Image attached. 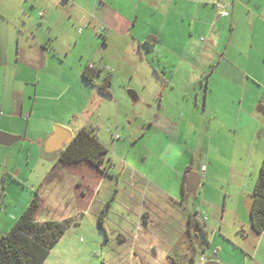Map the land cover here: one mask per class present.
<instances>
[{
	"label": "crops",
	"instance_id": "obj_1",
	"mask_svg": "<svg viewBox=\"0 0 264 264\" xmlns=\"http://www.w3.org/2000/svg\"><path fill=\"white\" fill-rule=\"evenodd\" d=\"M214 1L0 0V130L18 136L0 140L3 189H33L31 177L39 167L49 189L68 187L75 202L60 218H39L48 204L38 184L37 220L74 221L90 210L115 166L106 143L112 141L116 151L127 141L126 133L115 140L106 121L117 99L81 72L93 64L100 69L94 77L99 83L108 62L104 47L126 45L140 58L153 56L157 66L146 71L154 82L146 89L149 97L135 91L131 97L143 106L132 111L148 138L140 154L146 153L141 158L150 167L133 163L123 184L115 178L110 185L115 192L104 223L112 216L124 225L114 229L117 264H161L170 252L188 254L198 237L191 231L189 242L179 245L188 214L204 218L199 220L211 247L207 260L264 264V229L255 232L249 221L251 189L264 158V148L254 146L264 132V0H223L225 15L216 12ZM149 35L155 43H144ZM55 125L71 136L90 125L107 148L103 172L84 163L62 165L58 151L50 165L44 147ZM189 170L199 174L194 187L186 185ZM207 185L224 192L219 216L216 204L213 212L205 202ZM199 186L202 199L190 207L186 195L193 191L195 196ZM168 228L174 231L171 240L163 234Z\"/></svg>",
	"mask_w": 264,
	"mask_h": 264
},
{
	"label": "rangeland",
	"instance_id": "obj_2",
	"mask_svg": "<svg viewBox=\"0 0 264 264\" xmlns=\"http://www.w3.org/2000/svg\"><path fill=\"white\" fill-rule=\"evenodd\" d=\"M113 46L104 47L108 62L106 63L107 67L103 70V75L107 73V70L110 73L111 83L109 88L112 95L117 99V106L115 107V111H112L113 114L110 115V119L107 118L106 121L110 123V130L115 140H122L124 133H126L127 147L123 149L117 147L115 151L112 150V141L106 143L110 147L109 153L114 158L113 162L115 166L110 168L111 174L108 173L107 177L101 183L100 190L94 196L90 210L83 217L81 215L75 218L65 228V231L57 242L50 248L45 258L46 264H102V262L103 264H117L120 245L118 243V235L114 229H119L120 226L123 227L124 225L118 224L117 219L110 216L109 220L104 223L106 231L101 230L97 224L96 210L101 206L102 202L104 203L107 199L114 196V187H110V185L114 184L115 178H119L120 185L123 184L121 181L127 176L129 167L133 163L138 168L144 170L150 167L149 161L145 163L141 158V156H146V153L140 154L145 143L148 142V138L145 135L142 136V131L140 130L142 127L141 119L134 117V112L132 111L133 109L139 110L143 106L140 107L142 105L141 100L134 101L128 95L127 90L131 89L142 95L144 94L145 97H149V92L146 89L154 85V82L151 78L148 80L147 77L150 76L146 75V71L148 72L150 70V66H157L156 60L151 55L147 56V60L140 58L138 52L134 51L133 53L126 45H115L117 46L115 48ZM154 76L151 75L152 78ZM145 82H148V85L143 87L142 85ZM260 92L263 93V90L261 89ZM142 113L144 114L145 112L142 110ZM132 118L134 119V123L130 125L128 122ZM261 119H264V116ZM262 133L255 140V147L259 143L260 147L264 148V132ZM106 134L109 136V131H106ZM148 144H151L150 141ZM47 154L46 159L49 160L51 165L56 159L55 153L48 152ZM149 157L152 158L154 156L150 153ZM43 172L44 170L41 171L39 167L36 168L35 174L31 177L36 182L33 189L22 186H8L6 189H3L2 178L0 177V233L9 230L15 218L27 205L28 199L32 196V190L39 187L38 184H40L39 189L46 195L48 204L47 209L43 208L40 211L39 218L50 215H53L54 218H60L64 208L67 209L74 205L75 193L65 186L49 189L51 184ZM89 181L93 184L94 179L90 177ZM201 191L202 188L199 186L195 190V196L192 193L193 191L188 192L185 199L187 205L189 204L191 207L193 202L194 204L200 203L203 196ZM223 198L224 192L222 189H212L207 185L205 202H209L208 205L212 208L211 211L213 212L214 205L216 204L217 210L214 213L216 215L218 213V216L221 213ZM197 219L201 223L200 218ZM166 230H164L163 234L167 239L171 240L174 231L169 228ZM237 235L242 236V230H239ZM191 236V231L185 232L182 238L183 241L181 239L179 245L181 246L183 243L189 242V237L191 238ZM207 244V239L203 235L198 234L197 246L195 248L190 246L186 250L188 254L184 256L179 254L177 256L174 252H170L163 256L161 264H200L199 257L201 255L206 258L211 257V247L207 246Z\"/></svg>",
	"mask_w": 264,
	"mask_h": 264
},
{
	"label": "trees",
	"instance_id": "obj_3",
	"mask_svg": "<svg viewBox=\"0 0 264 264\" xmlns=\"http://www.w3.org/2000/svg\"><path fill=\"white\" fill-rule=\"evenodd\" d=\"M155 42L156 38L153 35L147 36L144 40L146 44ZM99 73L100 69L89 65H86L81 72L86 81L96 85L102 93L108 95L110 94L111 77L109 74H105L101 81L96 83L94 77ZM106 154L107 148L99 141L94 129L90 125H83L60 149L57 160L68 167L84 163L103 172ZM112 199L113 196L102 204L97 215V224L103 231H106L104 217ZM41 204L42 200L38 189H35L27 205L15 218L9 230L0 233V264H46L45 258L50 248L57 242L72 220L70 218L61 221L37 220L36 216ZM249 221L255 232L258 233L264 229V158L260 162L257 177L251 189ZM192 230L206 238V230L202 228L201 223L194 215L188 214L186 232Z\"/></svg>",
	"mask_w": 264,
	"mask_h": 264
},
{
	"label": "water",
	"instance_id": "obj_4",
	"mask_svg": "<svg viewBox=\"0 0 264 264\" xmlns=\"http://www.w3.org/2000/svg\"><path fill=\"white\" fill-rule=\"evenodd\" d=\"M127 93L130 97L134 96V91L131 89H128ZM17 138L18 136L0 130V140L9 142ZM70 138L71 135L67 129L59 125H55L53 127V132L46 139L44 151L50 153H55L58 151L59 153L60 149L70 140ZM198 179H199V174L196 171L193 170L187 171L186 185L188 187H194L197 184ZM204 264H220V263L217 262L216 260H207Z\"/></svg>",
	"mask_w": 264,
	"mask_h": 264
},
{
	"label": "built area",
	"instance_id": "obj_5",
	"mask_svg": "<svg viewBox=\"0 0 264 264\" xmlns=\"http://www.w3.org/2000/svg\"><path fill=\"white\" fill-rule=\"evenodd\" d=\"M214 4V7L216 9V12L220 15H225L227 14V4L223 1V0H215L213 2ZM39 14L41 15V12H39ZM102 29V28H101ZM100 29V30H101ZM90 67H92L93 65L92 64H89ZM28 114H25V117H27ZM198 218H200L202 221L204 220L203 217H200L199 215H197ZM217 249H213V252L216 253ZM199 261H200V264H204L206 261H207V258L203 255H201L199 257Z\"/></svg>",
	"mask_w": 264,
	"mask_h": 264
}]
</instances>
